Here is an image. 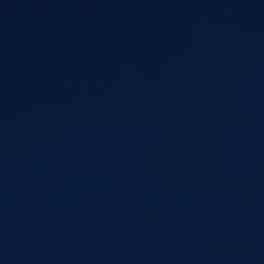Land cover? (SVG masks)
Returning a JSON list of instances; mask_svg holds the SVG:
<instances>
[{"label": "water", "instance_id": "95a60500", "mask_svg": "<svg viewBox=\"0 0 264 264\" xmlns=\"http://www.w3.org/2000/svg\"><path fill=\"white\" fill-rule=\"evenodd\" d=\"M0 264H264V0H0Z\"/></svg>", "mask_w": 264, "mask_h": 264}]
</instances>
